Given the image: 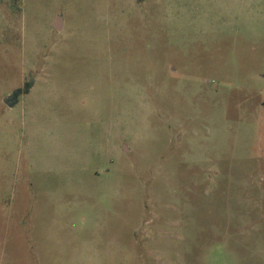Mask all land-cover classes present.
<instances>
[{
  "label": "rangeland",
  "instance_id": "1",
  "mask_svg": "<svg viewBox=\"0 0 264 264\" xmlns=\"http://www.w3.org/2000/svg\"><path fill=\"white\" fill-rule=\"evenodd\" d=\"M0 264H264V0H0Z\"/></svg>",
  "mask_w": 264,
  "mask_h": 264
},
{
  "label": "water",
  "instance_id": "2",
  "mask_svg": "<svg viewBox=\"0 0 264 264\" xmlns=\"http://www.w3.org/2000/svg\"><path fill=\"white\" fill-rule=\"evenodd\" d=\"M54 28L57 31H61L62 30V18H58L57 21L54 24ZM21 96V92H16L14 93L12 96H10L7 99V105L11 108L17 106L18 102H19V97Z\"/></svg>",
  "mask_w": 264,
  "mask_h": 264
}]
</instances>
